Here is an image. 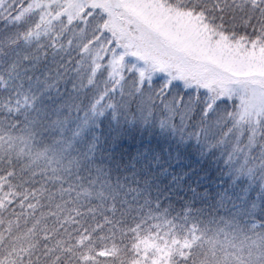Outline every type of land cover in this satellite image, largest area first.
Instances as JSON below:
<instances>
[{
    "label": "snow or ice",
    "instance_id": "snow-or-ice-1",
    "mask_svg": "<svg viewBox=\"0 0 264 264\" xmlns=\"http://www.w3.org/2000/svg\"><path fill=\"white\" fill-rule=\"evenodd\" d=\"M241 3L240 10L246 13L247 23L257 22L249 42H264V0H241ZM95 69L103 77V87L97 86L98 94L84 118L71 129L70 136L51 149L53 156H47L50 149L45 148L36 159L56 165L52 167L55 175L60 170L94 163L99 154L116 170L122 168L143 179L146 187L153 186L155 181L159 188L162 182L169 191L183 193L189 197L188 204L225 210L231 205L236 209L234 216L244 217V227L238 220L235 224L226 221V226L238 234L239 242L232 243L234 250L225 252L223 258L210 260L198 252L202 245L195 224L187 229L189 238L183 241L174 238L162 246L153 242L143 247L136 225L126 228L120 237L115 234L107 237V243L100 238L98 244L87 229L68 241L53 239L55 232L46 221L56 213L41 211L46 189L25 188L27 178L23 173L31 171V163L18 173L13 156L19 158L24 149H18L13 136L0 135V264H172L177 255L176 264H264V145L259 163L254 162L255 158L245 157L239 166H233L232 161L237 149H229L227 177L216 171V164L207 170L188 166L194 153L189 155L187 149L193 141L207 144L212 152L219 148L221 156L225 154L217 137L223 134L222 121L227 117L217 108L227 103V98L213 103L210 98L202 99L198 90L181 87L178 82L155 78V83L147 80L129 83L127 76H116L115 70L107 65L96 64ZM88 83L91 85L94 80L89 79ZM62 124L55 121L61 132ZM205 158L201 152V163ZM214 159L218 161L220 157ZM97 173L98 178L104 175L99 166ZM192 211L191 207L185 208V220ZM29 224L30 227H22ZM212 246L215 247V242Z\"/></svg>",
    "mask_w": 264,
    "mask_h": 264
},
{
    "label": "trees",
    "instance_id": "trees-1",
    "mask_svg": "<svg viewBox=\"0 0 264 264\" xmlns=\"http://www.w3.org/2000/svg\"><path fill=\"white\" fill-rule=\"evenodd\" d=\"M22 1L18 4V0H11L10 8L4 10L5 13H0V130L2 129L0 135H12L18 130L20 138L31 130L36 133L46 124L43 130L37 132L38 137L46 140L48 138L46 129L50 123L49 119L54 115L55 107L59 109L56 110L57 115L54 117L71 120L66 123L69 133L76 126L75 120L84 118L94 99L86 92L89 89L88 81L93 79L96 83L92 71L96 73L97 69L89 68L87 74L78 77L75 72L81 54L70 48L74 41L69 39V34L61 26L51 29L46 35L48 39H52L57 34L59 37L60 33L62 46L60 42L55 46L54 55L48 54L50 50L53 51L51 40L45 41L47 38L43 39L45 35H41L38 46H44L41 48L45 50L46 55L42 57L47 58L46 63L44 62L46 59H35V56L24 59L26 56H21V53L27 48L26 39L30 38L33 29L38 28L40 34L43 26H39V21L33 18V15L28 17L26 14L22 15L29 0ZM183 2L186 3L187 10L201 14L217 30L228 36L239 39L253 37V27L257 22L252 20L250 25L247 23L246 13L240 10L241 2L235 0H183ZM18 12L19 23L18 19H15ZM262 43L264 42H260ZM48 66H51V69ZM53 88L58 90L55 93L51 92ZM47 90L50 92H44ZM63 107L69 112L67 113ZM41 109L45 110L46 116L39 118L38 110ZM35 141L37 146L34 145L30 151H24L31 155L24 153L19 158L13 156V163L18 173L25 165L31 163V171L26 170L23 173L27 178L25 183L27 190H39L41 187L46 189L42 197L41 211L56 213L49 215L46 221L49 229L55 232L53 239L68 241L69 237H76L79 231L87 229L98 244L101 243L100 238H105L103 242L107 243L106 238L113 234L120 237L123 231L132 225H145L144 237L165 238L167 241L175 238L183 241L189 238L187 229H191L195 224L198 229L196 234L201 236L199 243L202 247L198 249L199 254L206 255L210 260L215 259L209 254L210 236L221 225L224 226L226 221L231 220L234 209L231 205L225 210L200 203L188 204L189 197L183 193L169 191L163 187L162 182L159 188L155 186L157 183L155 181L153 186L146 187L143 179L124 172L122 168L116 170L107 160H102L99 154L94 163L88 162L79 168L60 170L54 175L52 167L42 165L36 157L37 152L52 148L55 139L43 142L35 137ZM203 150V143L192 142L187 153L191 155L190 152L196 151V154L191 156V164L188 166L196 165L207 170L214 161L216 165L222 166L220 161L216 162L214 155H208L209 157L203 159L201 163L200 153ZM73 155L78 153L73 152ZM64 163L67 164V159ZM98 166L104 173L99 178ZM224 176L227 177L226 174ZM186 207L193 209L188 214V220L184 219ZM30 226L31 224L22 225ZM178 260L177 255L172 264H176Z\"/></svg>",
    "mask_w": 264,
    "mask_h": 264
},
{
    "label": "rangeland",
    "instance_id": "rangeland-1",
    "mask_svg": "<svg viewBox=\"0 0 264 264\" xmlns=\"http://www.w3.org/2000/svg\"><path fill=\"white\" fill-rule=\"evenodd\" d=\"M107 1L29 0L22 15H33L43 29L40 34L38 28L33 29L30 38L25 41L27 48L23 49L21 56H26L24 59L32 56L35 59H46V63L47 58L42 57L46 55L41 48L44 46H38L41 35H45V41L51 40L53 51L50 50L48 54L54 55L55 46L59 42L62 46L60 33L59 37L57 34L52 39H48L46 35L51 29L61 26L69 34V39L74 41L70 48L81 54L75 72L78 77L87 74L89 68L95 70V65L100 64L101 67L107 65L114 69L115 75L120 78L127 76L129 83L133 80L138 83L146 80L155 83V78H159L161 81L178 82L181 87L198 90L202 99L210 98L213 103L222 97L227 98V103L217 108L218 112L227 117L222 121L223 134L217 137L224 146L225 154L221 156L219 148L215 152L210 151L204 143L202 152L205 157H220L218 161L222 166L217 165L216 169L222 175L228 173V151L234 147L237 150L232 155L233 166L242 164L245 157L249 160L255 158L254 162L259 163L261 146L264 145V43H251L249 39L226 35L201 14L187 10L183 0H122V9L118 12ZM10 2L11 0H0V13L10 8ZM19 2L23 1L18 0V4ZM15 19L19 23V12ZM25 50L31 54H27ZM75 66L74 64L73 67ZM48 68L51 69V66ZM94 77L96 83L88 84L86 92L95 98L98 94L97 86L103 87V77L99 70ZM57 90L58 88H53L50 91L55 93ZM58 109L59 107L54 108V115H57ZM38 111L39 118L46 116L44 109ZM54 115L49 119L46 140L37 136V132L43 130L46 124L36 133L33 130L27 134L25 132L20 137L22 139L19 138L18 130L13 132L11 136L16 138L18 149L30 151L34 145L37 146L35 137L43 142L55 139L53 148L62 138L70 136L66 123L71 120H62ZM57 120L63 122V132L55 125ZM80 120H75L76 124ZM52 148L48 147L49 157L53 156ZM192 153L196 154V151L190 152ZM37 161L49 167L55 166L48 165L44 159ZM232 211L229 221L235 224L238 220L241 227H244V217L234 216L236 209ZM144 226H136L139 238L144 241L143 247L153 242L161 246L171 243L172 240L167 241L165 238L144 237ZM237 235L226 223L216 229L210 236L211 257L223 258L225 252H232L234 249L231 244L239 242ZM212 242H215V247Z\"/></svg>",
    "mask_w": 264,
    "mask_h": 264
},
{
    "label": "water",
    "instance_id": "water-1",
    "mask_svg": "<svg viewBox=\"0 0 264 264\" xmlns=\"http://www.w3.org/2000/svg\"><path fill=\"white\" fill-rule=\"evenodd\" d=\"M111 7L116 10H120L122 8L121 0H108Z\"/></svg>",
    "mask_w": 264,
    "mask_h": 264
}]
</instances>
